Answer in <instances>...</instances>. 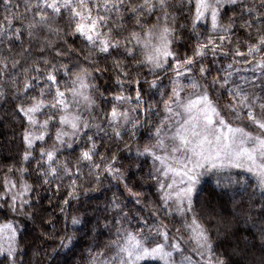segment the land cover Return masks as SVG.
<instances>
[{
	"label": "snow or ice",
	"instance_id": "1",
	"mask_svg": "<svg viewBox=\"0 0 264 264\" xmlns=\"http://www.w3.org/2000/svg\"><path fill=\"white\" fill-rule=\"evenodd\" d=\"M0 109V264H264V0H0Z\"/></svg>",
	"mask_w": 264,
	"mask_h": 264
},
{
	"label": "trees",
	"instance_id": "2",
	"mask_svg": "<svg viewBox=\"0 0 264 264\" xmlns=\"http://www.w3.org/2000/svg\"><path fill=\"white\" fill-rule=\"evenodd\" d=\"M16 127L19 128L18 125ZM13 141L14 132L10 117L5 115V110L0 109V165L11 163L12 158L17 156L19 141ZM44 202L47 203L46 195Z\"/></svg>",
	"mask_w": 264,
	"mask_h": 264
}]
</instances>
